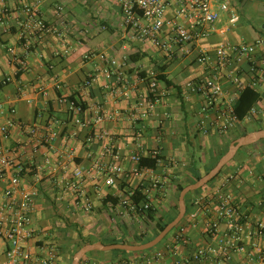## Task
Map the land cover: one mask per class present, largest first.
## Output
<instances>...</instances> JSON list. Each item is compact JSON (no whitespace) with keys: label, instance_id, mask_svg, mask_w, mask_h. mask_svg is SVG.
Wrapping results in <instances>:
<instances>
[{"label":"crops","instance_id":"1","mask_svg":"<svg viewBox=\"0 0 264 264\" xmlns=\"http://www.w3.org/2000/svg\"><path fill=\"white\" fill-rule=\"evenodd\" d=\"M222 1L228 4V10L219 9ZM59 2L65 4L63 23L56 21L54 12ZM214 6L220 10V18L215 30L198 43L199 47L214 53L224 44L264 39V0H215ZM41 8L44 19L61 33L42 38L27 32L20 0H0V102L6 110L0 120L10 118L15 122L9 135L0 137V146L13 160L6 177H0V200L13 175H23L22 185H36L39 196L32 222L34 236L25 246L31 264H71L69 252L81 235L104 244L114 237H125L132 244L139 228L146 227L143 219L128 214L123 202L125 185L109 186L104 180H87L84 187L92 198L94 211L86 213L75 207L71 193L51 183V174L60 175L66 168L91 164L84 145L88 134L101 130L112 135L121 161L128 168L135 166L130 161L132 154L149 157L154 149L159 151L160 161L151 170L162 185L153 192L152 200L158 217L165 218L175 213L178 184L187 183L192 172L206 171L216 162L220 151L241 133L255 131L258 125L264 127V122L240 123L224 135L200 134L196 120L201 96L183 89L187 80L202 74L194 53L172 59L140 39L122 25V12L114 1L47 0ZM233 16L238 18L234 24ZM102 25L107 28L103 29ZM93 50L114 59L116 64L98 57L85 58ZM20 60L28 63L27 70H21ZM118 65L123 79L117 87L115 78L107 80L103 69H117ZM150 72L156 75L162 72L171 81L168 85L159 80L169 93L154 105L150 102L147 80ZM92 74L97 75L96 83L84 88L85 79ZM105 84L111 87L106 88ZM71 97L85 104L81 114L87 122L85 127L70 122L65 100ZM11 108L16 112L10 113ZM144 111H149L146 117L141 116ZM98 113L112 117L97 123ZM51 122L60 136L52 148L42 145L33 155L31 137L22 125L36 126L38 136L43 137ZM107 144L106 139L93 143L96 158L112 159L106 151ZM234 158L224 173L203 186L196 197L189 198V203L196 198L195 202L202 206L196 209L191 204L181 225L185 233L179 240L175 239L178 231L175 230L163 244L146 252L96 250L85 258L98 264H147L148 258L164 250V256L154 264H264V234L258 229V223L264 224V141L238 151ZM28 165L32 166L30 172ZM2 168L0 164V171ZM139 183L140 179L135 177L131 185ZM224 197H230L237 207L240 216L234 223L226 218L218 219L217 210ZM216 220L219 227L214 230L211 226ZM154 227L155 223H151L149 228ZM235 230L239 240L228 249L231 258L225 259L222 247ZM2 234L0 264H6ZM166 242L174 243L173 251L165 249ZM201 248L211 250L205 257L196 259L195 254Z\"/></svg>","mask_w":264,"mask_h":264},{"label":"built area","instance_id":"2","mask_svg":"<svg viewBox=\"0 0 264 264\" xmlns=\"http://www.w3.org/2000/svg\"><path fill=\"white\" fill-rule=\"evenodd\" d=\"M47 0H20L23 11L26 15L25 29L40 37L49 34H59L60 29L48 24L42 15V6ZM114 1L122 12V25L131 29L140 39L151 43L154 47L162 50L172 59H182L195 54V61L202 67V74L196 78L187 80L183 89L188 93L201 96L202 102L198 109L196 130L202 135L217 133L224 135L229 133L240 123L260 120L264 122V39L258 38L253 42L240 44H224L219 46L214 53L206 48H201L198 43L208 37L215 30V23L220 18V10H228L229 6L222 1L220 10L214 6L215 0H102ZM5 7L6 5L3 4ZM174 7V8H173ZM174 12L170 15V9ZM56 21L63 23L65 4L59 2L54 6ZM237 17L231 18L232 24L237 22ZM65 27V26H64ZM106 29V25H102ZM98 57L111 65L116 61L104 53L95 50L87 52L85 58ZM21 70H27L28 63L20 60ZM121 65L113 69L105 67L103 74L107 80L113 78L118 87L122 83ZM150 102L152 105L161 102L169 93V89L162 87L155 72H150L147 77ZM97 81V75H89L84 83V88L93 86ZM110 88L109 84H105ZM251 87L259 95V101L250 109L247 115L241 119L235 109V103L244 89ZM69 106L70 122L78 127H85L87 122L83 121L81 114L84 111L82 102L68 98L65 100ZM6 112L0 102V115ZM10 113L16 110L11 108ZM149 111L142 112L146 117ZM119 112H117L118 114ZM106 117L112 115L98 113L95 121L102 122ZM13 119L0 120V137H7L14 127ZM27 129L31 137V152L34 155L42 145L52 148L55 140L60 136V131L51 122L43 137L38 136L37 127L26 124L22 125ZM106 139L108 141L106 151L112 155L109 161L101 156L96 158L92 149L94 142ZM84 145L87 150V158L91 161L89 166L75 165L71 170H63L60 175H50L51 183L61 190L73 195L76 208L91 213L94 211V204L91 196L85 189L87 180H104L109 186L125 185L124 204H131L130 209L135 210V203L132 199L134 188L142 185L143 194L152 199L153 192L160 189L162 181L153 176V171L148 167L139 166L140 156L132 154L130 161L135 163L133 167H126L121 161V154L113 144V136L106 131H95L86 136ZM159 151L154 149L151 155H158ZM0 164L3 166L0 177H6L8 166L13 165L8 151L0 146ZM24 168L22 167L21 170ZM27 171H32L28 165ZM23 175L18 173L9 178L8 187L0 200V233L6 243L5 256L6 264H31V257L26 250V243L34 236L32 228L34 209L39 196V188L36 185H22ZM137 177L140 183L131 185L132 180ZM231 178V177H230ZM38 181H40L38 179ZM143 204L149 207V202ZM128 210V214L131 210ZM218 219L226 218L234 223L239 218L237 207L230 197L221 200L217 210ZM219 227V220L212 223L211 228L216 230ZM258 229L264 234V224L258 223ZM185 233L181 227L175 236L179 240ZM239 240L235 230L222 252L226 253L225 259H230L229 247L234 246ZM229 245V246H228ZM174 243L166 242L165 249L173 251ZM211 249L201 248L195 254V258L205 257ZM164 256V250L157 251L153 257L147 259V264L154 262ZM264 261V256L262 257ZM81 264H98L91 259L84 258Z\"/></svg>","mask_w":264,"mask_h":264},{"label":"trees","instance_id":"3","mask_svg":"<svg viewBox=\"0 0 264 264\" xmlns=\"http://www.w3.org/2000/svg\"><path fill=\"white\" fill-rule=\"evenodd\" d=\"M158 80H164L168 85L171 84V81L167 78V76L165 74H163L162 72L158 73L157 75ZM71 99H75L74 97H71ZM260 99V95L259 93L251 88V87H247L246 89H244L242 91V93L240 94V96L238 97L236 103H235V109H236V113L237 115L243 119L247 113L250 111V109L259 101ZM82 105L85 108V104L82 102ZM257 121V120H255ZM259 122V121H258ZM264 128L262 125H258L257 128L255 130L258 129H262ZM249 131H244L243 133L240 134V136L247 134ZM261 141H264V139H262ZM256 144V143H254ZM252 144V145H254ZM249 145V146H252ZM229 145L222 151H220V153L217 156V160L213 165H210L206 171H200V172H192L191 170L189 171L191 173V178L188 180L187 183L185 184H178L176 189H177V197H179V193L180 191L188 184L196 182L197 180H199L202 176H204L206 173H208L218 162V160L220 159V157L228 150ZM247 147V146H246ZM243 147L241 148L239 151H241L242 149L246 148ZM160 155H151L149 157H141L140 161H139V166L141 167H148V168H156L159 161H160ZM235 158H233L234 160ZM230 164V162L221 170V172L214 178L212 179L209 183H211L212 181H214L218 176H220L222 173H224V171L228 168V165ZM208 183V184H209ZM134 188V195L132 196V199L135 203V210L130 209L131 204H127L125 203V207L130 211V213L133 214V216H135L136 218L139 219H143L146 223V227H144L143 229H140L136 232V234L133 236V242L132 244H141V243H145L150 241L151 239H153L160 231H162L164 229V227L171 222L178 214V209H179V204L178 202L175 205V213L171 216H167L165 218L163 217H158L157 213V208L155 207L153 200L150 198H147V195L143 194V186L139 185L138 187H132ZM203 188V187H202ZM198 189L196 191L190 192L187 194L186 196V204H187V212L186 215L190 212L191 210V204L193 206H195V208L197 209L198 207L200 208L202 205L201 204H197L195 202V199L192 201V203H189V198L192 196H195L198 194V192L202 189ZM178 201V200H177ZM145 202H149V207L145 208L143 206V204H146ZM117 203V200H114V204ZM184 219L182 220V222L175 227L167 236L166 238L160 243L163 244L164 241L169 237V235L171 233H173L175 230H179L181 228V225L183 224ZM151 223H155V227L154 229H150V225ZM150 230H152V234L148 235L146 234V232H150ZM81 240L76 244V246L69 252L70 254H74L81 246H83L86 243H94L95 240L92 237H83L81 235ZM131 241H129L127 238L125 237H114L112 239H109L108 241H105L106 244H115V243H130ZM69 244L72 243L71 240L68 241ZM159 244V245H160ZM158 245V246H159ZM157 247V246H156ZM155 248V247H154ZM152 248V249H154ZM151 250V249H149ZM149 250H145V251H138V252H146ZM118 253H133L132 251H126V250H114ZM83 260V259H82Z\"/></svg>","mask_w":264,"mask_h":264},{"label":"water","instance_id":"4","mask_svg":"<svg viewBox=\"0 0 264 264\" xmlns=\"http://www.w3.org/2000/svg\"><path fill=\"white\" fill-rule=\"evenodd\" d=\"M264 28V25H263ZM264 139V128L251 131L245 135H242L235 139L228 147V150L220 157L217 164L204 176H202L196 182L186 185L179 193V210L177 216L169 222L162 231H160L153 239L141 244H128V243H115L104 244L103 242L87 243L78 249L73 256L72 264H81L83 258H85L90 252L96 250L109 251V250H126L132 252L145 251L158 246L166 236L177 227L184 219L187 206L186 196L188 193L196 191L212 179H214L221 170L233 160L238 151L246 146L252 145Z\"/></svg>","mask_w":264,"mask_h":264},{"label":"rangeland","instance_id":"5","mask_svg":"<svg viewBox=\"0 0 264 264\" xmlns=\"http://www.w3.org/2000/svg\"><path fill=\"white\" fill-rule=\"evenodd\" d=\"M243 150H244V149H242V151H243ZM240 153H241V152H240ZM240 153H239V154H240ZM239 154H238V155H239ZM238 155H237V156H238ZM177 200H178V201H177ZM176 201H177L178 204H179V197H176ZM178 210H179V209H178ZM71 223H76V222H75V221H72ZM69 254H70V253H69ZM73 256H74V254H70V255H69V259H70V263H71V264H72V262H73Z\"/></svg>","mask_w":264,"mask_h":264}]
</instances>
